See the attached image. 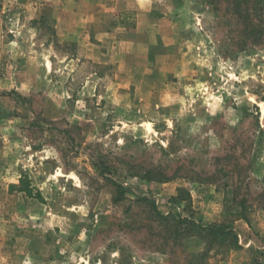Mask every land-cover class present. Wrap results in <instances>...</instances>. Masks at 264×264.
<instances>
[{
	"label": "rangeland",
	"instance_id": "rangeland-1",
	"mask_svg": "<svg viewBox=\"0 0 264 264\" xmlns=\"http://www.w3.org/2000/svg\"><path fill=\"white\" fill-rule=\"evenodd\" d=\"M261 103L264 0H0V264H264Z\"/></svg>",
	"mask_w": 264,
	"mask_h": 264
},
{
	"label": "trees",
	"instance_id": "trees-1",
	"mask_svg": "<svg viewBox=\"0 0 264 264\" xmlns=\"http://www.w3.org/2000/svg\"><path fill=\"white\" fill-rule=\"evenodd\" d=\"M11 191L24 192L28 196L33 197L34 188L31 185L29 177L27 175H22L19 178L18 183L10 184ZM36 197H40L38 194ZM158 215L167 218L161 212L157 211ZM240 218L245 219V216ZM178 222L181 226H185V232L189 233V236H199L202 238L210 239L214 237L213 240H219L223 243H226L229 247H237L239 242V237L236 235V230L233 224L230 223H202L199 219L194 216V213H191L188 217L180 215ZM210 241V240H209ZM212 246L208 245L207 250L201 253V256H204L210 251Z\"/></svg>",
	"mask_w": 264,
	"mask_h": 264
},
{
	"label": "bare ground",
	"instance_id": "bare-ground-1",
	"mask_svg": "<svg viewBox=\"0 0 264 264\" xmlns=\"http://www.w3.org/2000/svg\"><path fill=\"white\" fill-rule=\"evenodd\" d=\"M261 105H262V107H263V110H264V104H263V103H261Z\"/></svg>",
	"mask_w": 264,
	"mask_h": 264
},
{
	"label": "crops",
	"instance_id": "crops-1",
	"mask_svg": "<svg viewBox=\"0 0 264 264\" xmlns=\"http://www.w3.org/2000/svg\"><path fill=\"white\" fill-rule=\"evenodd\" d=\"M237 222H239V221H237ZM237 227V226H236Z\"/></svg>",
	"mask_w": 264,
	"mask_h": 264
}]
</instances>
